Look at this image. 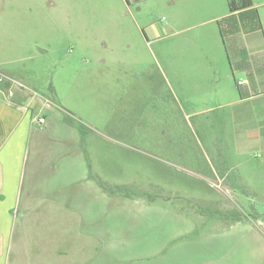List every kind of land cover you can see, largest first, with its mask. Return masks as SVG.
<instances>
[{
	"label": "rangeland",
	"instance_id": "1",
	"mask_svg": "<svg viewBox=\"0 0 264 264\" xmlns=\"http://www.w3.org/2000/svg\"><path fill=\"white\" fill-rule=\"evenodd\" d=\"M169 1L0 0L1 81L46 118L6 223L38 251L3 264H264V94L228 61L264 0L234 38L227 0L188 26Z\"/></svg>",
	"mask_w": 264,
	"mask_h": 264
},
{
	"label": "crops",
	"instance_id": "2",
	"mask_svg": "<svg viewBox=\"0 0 264 264\" xmlns=\"http://www.w3.org/2000/svg\"><path fill=\"white\" fill-rule=\"evenodd\" d=\"M252 7L234 13H227L219 16L224 22V27L230 38L236 35L234 29L241 24L251 25L259 23L260 17L252 12L257 5L250 0ZM170 7L180 22L189 23L199 19L209 7L214 6L215 0H170ZM228 8V5H227ZM180 15V16H179ZM202 24V23H197ZM192 27V26H191ZM190 27V28H191ZM253 35L255 31L252 32ZM231 55L228 54V61L233 81L236 83L239 101H248L254 97L264 94V42L257 37H249L229 43ZM111 49V48H110ZM113 50V49H112ZM240 76L239 81L236 76ZM8 79V78H5ZM0 78V255L8 248L9 253L15 248L17 253H24L29 258L34 251L33 245L28 242H17L16 232L8 230V222L11 221L13 213L11 209L21 204V191L28 190L33 186L34 170L32 162V128L38 124L33 117L32 97L22 88L13 87L8 81H1ZM24 208H25V204ZM21 218L25 214H21ZM24 237L26 235L24 234ZM32 248V249H31ZM41 254L43 251L39 250ZM0 264H3L0 259ZM5 264V263H4ZM24 264H33L32 258ZM39 264H47L39 262Z\"/></svg>",
	"mask_w": 264,
	"mask_h": 264
},
{
	"label": "trees",
	"instance_id": "3",
	"mask_svg": "<svg viewBox=\"0 0 264 264\" xmlns=\"http://www.w3.org/2000/svg\"><path fill=\"white\" fill-rule=\"evenodd\" d=\"M227 5L230 13H234L236 11L248 9L252 7V3L250 0H227ZM68 123L70 119H65ZM72 124V123H70Z\"/></svg>",
	"mask_w": 264,
	"mask_h": 264
},
{
	"label": "built area",
	"instance_id": "4",
	"mask_svg": "<svg viewBox=\"0 0 264 264\" xmlns=\"http://www.w3.org/2000/svg\"><path fill=\"white\" fill-rule=\"evenodd\" d=\"M37 123L40 124V125L43 124L44 123V118L43 117L38 118L37 119Z\"/></svg>",
	"mask_w": 264,
	"mask_h": 264
}]
</instances>
